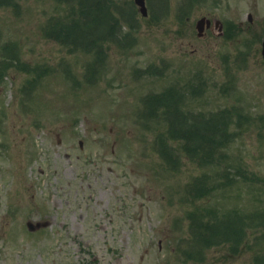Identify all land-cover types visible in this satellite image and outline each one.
<instances>
[{"label":"rangeland","instance_id":"rangeland-1","mask_svg":"<svg viewBox=\"0 0 264 264\" xmlns=\"http://www.w3.org/2000/svg\"><path fill=\"white\" fill-rule=\"evenodd\" d=\"M196 1L147 0L143 17L111 0L136 18L98 55L54 40L70 19L57 0H0V264H264V62L196 29L211 15L237 24L249 0ZM151 93L194 114L237 107L216 119L229 143L196 160L170 140L169 165L166 108L140 117ZM221 220L239 242L222 228L197 242Z\"/></svg>","mask_w":264,"mask_h":264},{"label":"trees","instance_id":"trees-1","mask_svg":"<svg viewBox=\"0 0 264 264\" xmlns=\"http://www.w3.org/2000/svg\"><path fill=\"white\" fill-rule=\"evenodd\" d=\"M57 1L60 5L69 8L68 16L70 19L67 26L66 23L62 21L63 18L62 20L60 19L62 21V25L59 27L56 35L52 37L54 40L68 44L71 48L74 47L75 49L83 50L87 53L98 54L103 49V46L106 42L111 40L115 41L117 39V35L121 26L124 28L125 25H128L130 28H133L132 22L129 20H134L136 18L133 12H131L133 13V16L128 18L129 20L125 18V12L123 13L122 10L119 9L117 13H115L111 6V0ZM53 19H56V16L50 18V25H52ZM48 32L49 30L46 27L45 33L47 36ZM152 96L153 94L147 96L143 101L144 108L146 109L150 118L156 117L160 107L166 108L164 110V115H166L164 118L165 120L159 121H165L169 127V130L166 133H162L158 136L157 152L167 161V163H169L171 160L174 161L177 159H173L172 157L174 156V152L168 143L170 140H183L185 142V145H183L185 148L184 150L187 151L189 154L188 156L194 157L196 160L202 158L205 159L207 155L210 158L211 156L215 155L214 152L217 151V149L221 150L225 148L226 143H229L230 138L227 133L224 131L221 132V128H223L225 124L216 120L220 119V116H210V119H208L211 121V124L207 126L202 123L204 119L198 118L200 116H197L198 119L194 120L192 117H190V113H185L184 110L179 108L180 105L178 99L182 95L179 97L163 96L159 98L157 102H155V99ZM203 118L206 119L207 117L205 116ZM193 121H196V125L191 123ZM196 131L199 133H196ZM197 156H199V158ZM222 157L223 154L220 151L217 158ZM195 185L194 187H190L188 189V195L190 194L195 196V194H199L198 186H202L203 183L199 182ZM230 225H232V223L228 224L225 223V220H221L220 225H215L212 231H208L206 229L205 236H200L199 232L197 240L199 242L201 240L206 242L210 240L213 241V238L216 236V234L221 233L222 228L223 231L232 237L239 236V238H233V240L230 238L232 242H235V240L239 242L241 235H239L238 229L231 227ZM202 226L203 225L198 227L200 231H202ZM216 227H220V230ZM237 241L236 244L238 243Z\"/></svg>","mask_w":264,"mask_h":264},{"label":"flooded vegetation","instance_id":"flooded-vegetation-1","mask_svg":"<svg viewBox=\"0 0 264 264\" xmlns=\"http://www.w3.org/2000/svg\"><path fill=\"white\" fill-rule=\"evenodd\" d=\"M242 1L239 2L238 0V4H235V7L241 6ZM220 2L221 0H218V3ZM223 2L226 3V5H230V0H223ZM247 7L249 11L246 13L245 19H240L237 24L235 23L237 21L236 17H230V19L225 18L224 20L221 19L223 24L222 29L214 25L215 20L219 19L218 16H205V18L211 21V24L207 25V23H205V33L203 37H205L207 32V35L210 33L212 37H217L222 30L223 34L220 38L222 39L225 49L232 47L233 51H239L240 48L242 50V47H244L246 49V52L243 53V55L246 54L245 57L259 55L264 62V58H262L264 20H261L258 16L259 13L264 10V1L259 4V0H249ZM244 60L246 61V58H244ZM238 61L243 62V58H239Z\"/></svg>","mask_w":264,"mask_h":264},{"label":"water","instance_id":"water-1","mask_svg":"<svg viewBox=\"0 0 264 264\" xmlns=\"http://www.w3.org/2000/svg\"><path fill=\"white\" fill-rule=\"evenodd\" d=\"M136 4L140 6V11L142 12L143 15H146L147 14V8H146V5H145V0H135ZM204 22L205 20H201L199 21L198 23V28L199 30H202V27L204 25ZM49 225V222H44V223H37V224H34L32 222H29L28 223V226H29V229L31 231H36L42 227H47Z\"/></svg>","mask_w":264,"mask_h":264}]
</instances>
